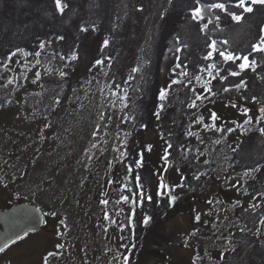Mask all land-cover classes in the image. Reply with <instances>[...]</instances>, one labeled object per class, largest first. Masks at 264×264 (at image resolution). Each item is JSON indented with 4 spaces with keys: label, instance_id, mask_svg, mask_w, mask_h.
I'll use <instances>...</instances> for the list:
<instances>
[{
    "label": "trees",
    "instance_id": "obj_1",
    "mask_svg": "<svg viewBox=\"0 0 264 264\" xmlns=\"http://www.w3.org/2000/svg\"><path fill=\"white\" fill-rule=\"evenodd\" d=\"M225 2L231 5L234 0ZM62 3L67 5L63 14L56 10L55 0H0V62L18 61L22 66L26 64L22 58L23 53L27 54L29 60L37 57L36 52L40 53L39 58L53 53L58 59L60 56V73H65L67 80V83L63 84L66 102L72 104L81 100L78 99L81 94H84L86 101L92 92L101 93L104 103V123L101 131H105L104 128L109 125L107 135L116 134L112 124L118 120L121 124L119 133L127 134L126 142L122 146L126 157L117 166L118 185L126 186V193L135 198L136 193L141 191L136 182V177H140L142 190L152 197L150 201L145 200L137 205L134 225L130 222L134 207L132 203L127 205L128 264H168L166 253L160 246L185 245L188 241L181 234L169 233L166 223L178 214L193 213L194 203L191 202L190 196L194 194L195 188H192L191 182L197 173V167L192 165L190 160L191 164L189 161L183 162L181 172L184 179L182 184L171 192L177 200L170 206L168 196L160 194L161 178L157 168L151 162H141L142 149L146 146L145 136L149 128L158 129L162 138L172 145L167 150L166 162L171 165L174 158L181 157L182 150L195 145L199 136L197 132H208V128L202 125L204 119L197 131L192 132L194 135L188 136L187 132H191L185 127L188 115L181 113L178 104L170 103L169 97L174 93L184 95L180 90L189 80L194 82L188 84V87L192 88L211 79L207 72L201 69L213 62L223 69L239 71L231 62L223 64L217 54H214L215 60L203 59L210 50L206 46L209 38L217 40L221 50L226 49L236 55H248L250 60H257V67L255 72L245 70L237 77L228 76L224 81L218 76L210 85L215 95L209 93L203 100H198L197 107L223 94L224 88H235L234 85L241 80L246 84V87L239 90L243 97L252 100V97L264 96V54H254L250 47L252 43L257 42L261 29L264 28V7L253 6L254 11L250 14L243 13L245 19L239 24L231 21L225 14L217 12L215 14L221 16L220 28L223 31L210 24L205 34L200 32L199 24L190 18L195 0H171V3L169 0H62ZM232 10L240 11L235 8ZM207 18L208 16L204 21H200V24L206 23ZM82 28L87 31H81ZM171 37L176 38L181 48L178 52V63L183 67H174L170 71L168 77L171 84L168 90L171 92L169 97L167 95V98L161 101L159 93L162 64ZM105 40L109 42L106 47ZM223 40H227L228 44L219 43ZM41 44L45 45L43 49L40 48ZM13 53L15 55H12ZM74 53L77 59L72 60ZM97 60H102L103 64L97 65ZM133 68H140V71L132 72ZM182 71H187L189 75H177ZM220 75L227 76V71H221ZM130 76L132 79H129ZM195 76H200L201 82L197 81ZM175 79L182 83L172 84ZM125 90L129 98L128 107L123 108L121 104L116 107L112 101H115L117 96L112 93L123 94ZM21 92L25 93L23 89L16 91L18 100ZM161 104L164 105L163 110L160 108ZM189 109L195 111V108ZM157 112H160L159 119L155 115ZM129 114L132 119L122 121V117ZM226 126L237 127L234 121H229ZM261 127H264V121L248 128L239 143L230 147L231 165L237 175L235 181H240L242 190L255 197L258 207L251 209L248 207L250 204L246 202L235 209L234 217L229 218L230 223L223 233L230 240V243H226L229 248L222 250V260L218 264H264V224L259 222L264 217V135L259 132ZM51 129L59 130L53 121L50 122L49 130ZM101 131L95 134L96 140L93 141L94 163L96 159L98 162L99 159L105 158L101 156V152L104 154L107 139L109 140V137L106 139L101 135ZM257 167L259 171L244 175L246 171ZM93 172L91 168V178ZM195 193L198 195L197 191ZM25 199L32 201L29 197ZM25 199L9 200L6 207L26 201ZM39 205L46 214L53 213V210L46 208L44 204ZM145 217L149 218L147 224L144 223ZM203 222L199 221L197 225L208 229L204 233H213L216 228ZM241 228L246 230L241 232ZM215 238L218 239V236ZM217 241L225 245L220 238ZM197 250L195 262L190 264H203L199 262V258L207 256L206 247L199 244Z\"/></svg>",
    "mask_w": 264,
    "mask_h": 264
},
{
    "label": "rangeland",
    "instance_id": "obj_2",
    "mask_svg": "<svg viewBox=\"0 0 264 264\" xmlns=\"http://www.w3.org/2000/svg\"><path fill=\"white\" fill-rule=\"evenodd\" d=\"M168 41L160 89L167 90L169 97L171 80L168 76L178 63L176 48L179 45L175 37ZM22 58L26 62L22 66L18 61L0 62V208H6L9 200L29 197L31 202L42 203L55 213L46 214L41 230L30 232L0 253V264H43V258L49 252L58 253L49 258V264H125L124 258L129 256L126 255V208L135 198L126 193V186L118 185L117 166L126 157L122 147L126 135L119 133L121 124L113 120L116 123L112 126L117 132L112 136L107 135L109 125L101 131L104 103L99 92H92L86 101L81 94L78 98L81 100L72 104L66 102L63 84L67 80L60 77V56L58 59L56 54L50 53L29 60L23 53ZM9 80L12 83H8ZM21 89L25 93L21 92L18 100L16 91ZM180 91L185 94L174 93L169 102L178 104L182 114L187 113L185 127L195 132L204 119L203 126L214 124L216 127L208 128L205 133L197 132L195 145L182 150L181 157L174 158L171 165L163 159L168 142L157 128H149L141 162H151L163 182L173 190L183 182L184 161L190 160L197 167L191 182L195 188L190 196L194 203L193 213L178 214L166 223L169 233L185 236L188 243L164 244L160 248L165 251L168 264H190L195 262L199 244H203L207 256L199 258V262L218 264L222 260V250L229 248L226 243L230 240L223 233L234 217L235 209L246 202H256L253 195L242 190L239 180L236 183L237 175L232 169L229 152L248 128L258 125L255 120L260 115L259 108L264 106V96L253 101L231 88L205 105L195 107L192 112L189 104L195 97L205 98L209 93L203 84L182 87ZM233 104L236 107H232ZM119 105L116 97L115 106ZM244 108L250 109L251 125L244 124L248 118L243 114ZM212 113L217 114L215 121L206 119L211 118ZM51 121L59 130H49ZM229 121H234L237 127L226 128ZM100 131L109 140L106 138L105 155L101 152L105 158H98L94 163L93 141ZM217 140L220 143H215ZM91 168L94 171L92 178ZM162 191L160 189V194ZM122 195L130 197L129 203L116 204ZM102 200L109 203L104 205ZM237 202L239 205L234 207ZM132 206L130 222L134 225L137 205L132 203ZM105 211L109 213L108 220L104 219ZM197 213L200 221L216 228L213 233L206 234L204 231L208 229L197 225L194 219ZM193 232L195 236L191 235ZM219 238L225 245L217 241ZM58 244L63 248H57Z\"/></svg>",
    "mask_w": 264,
    "mask_h": 264
},
{
    "label": "snow or ice",
    "instance_id": "obj_3",
    "mask_svg": "<svg viewBox=\"0 0 264 264\" xmlns=\"http://www.w3.org/2000/svg\"><path fill=\"white\" fill-rule=\"evenodd\" d=\"M169 3H171V0H169ZM259 5L261 7H264V0H234V3H232L231 5L229 3H226L225 0H215V2H208V0H204V2H202V0H195V6L191 9V15L190 18L193 21H196L199 24V30L201 33H207V30L209 28L210 24H214L215 28L217 30L223 31V29L220 28V20H221V16L219 14H215L217 12L219 13H223L226 16L231 18V21L239 24L241 23L244 19L245 16L243 15V13H247L250 14L254 11V7ZM67 7L66 4L62 3V0H55V8L58 12H60L61 14H63L64 9ZM233 8L240 10L238 11H234L232 10ZM142 10V9H139ZM206 15L208 16L207 18V22L206 23H202L200 24V21H204L206 18ZM214 16V19H213ZM81 31H87L86 28H82ZM59 39H63V37H59ZM108 40L104 41V46L106 47L108 45ZM220 44H224L227 45L228 41L227 40H223L219 42ZM207 48L210 49L206 55L203 57V59L205 60H215L214 54H217L220 58L223 64H228L229 62H231L232 64H235L236 67L239 69V71H234V70H228V69H223L221 66H219L217 63L213 62L211 64H208L205 66V68L201 69V71H205L207 72L208 76L211 78L209 80H206L203 84V88L206 92L211 93L213 95H215V93L212 92V88L210 87L212 80H215L218 76L220 77L221 81H224L228 78V76H232V77H237L240 75L241 72H244L245 70H251L253 72L256 71V67H257V60L255 59H251L249 58L248 55H236L234 52L228 51V50H221L218 47V41L215 39H211L209 38V41L206 44ZM45 45L41 44L40 48H44ZM186 47V46H185ZM251 52L256 54H264V28L261 29V34L258 37L257 42L252 43L251 44ZM18 51H22L19 50ZM177 52L181 51V48L177 47L176 48ZM12 55H15V53H13ZM35 56L39 57L40 53L36 52ZM61 59H63V57H61ZM72 60L77 59V56L75 55V53L71 56ZM237 61H240L239 63H237ZM37 63H39V60H37ZM97 65L103 64L102 60H97L95 62ZM176 68H182L183 66L179 63H177L175 65ZM140 68H133L132 72H139ZM221 71H227V76H221L220 73ZM60 75L63 77L65 75V73L61 72ZM177 75L179 76H184L187 77L189 74L187 71H182L180 73H178ZM197 81H200L202 78L200 76H195L194 77ZM129 79H132V77L130 76ZM8 83H12L11 80L8 81ZM182 83V81H180L179 79H175L172 81V84H179ZM188 84H191V80L188 81ZM188 84H185L184 87H188ZM119 87V86H117ZM234 87L237 90H240L241 88L246 87L245 81L241 80L239 83L235 84ZM225 92L229 91L228 88H224L223 89ZM193 92H195V89H192ZM113 96H117L119 98V102L122 105L123 108H127L128 107V94H127V90L124 91L123 94L117 93V92H113L112 93ZM168 92L165 89L160 90L159 93V99L161 101H164L167 98ZM204 97L197 95L195 97V99L189 104V107L195 108L197 107L196 104V100H203ZM253 101L256 100V97H252ZM113 105H115V101H112ZM164 105L161 104L160 108L161 110H163ZM232 107H236L235 104L232 105ZM250 109L248 108H244L243 109V114L245 116H247L248 118L244 121V124L247 125H251L253 123V119L251 116H248ZM259 113L260 115L258 117H256L255 122L257 124L261 123V121H264V106H261L259 108ZM157 119H159L160 117V112L155 113ZM217 114L216 113H212L211 114V119L212 120H216ZM101 119H103V114L101 115ZM132 116L131 114L122 117V121L125 120H131ZM198 120L202 121V118H198ZM206 128H215L216 126L213 125H205ZM241 127H243V125H241ZM217 131H221V129H216ZM228 131H232V129H228ZM259 132L261 135H264V127L259 128ZM95 134V133H94ZM127 135V134H126ZM188 136H192L194 135V133L192 132H187ZM199 138V137H198ZM215 143H220L219 140L215 141ZM95 146V145H94ZM172 145L168 144V148H171ZM121 156L124 155L123 152L120 153ZM186 158V157H185ZM163 159H165V161L167 162V149H166V155L163 157ZM260 169L254 168L251 169L249 171H246L244 173L245 176L250 175L251 172H257ZM129 171H131V169H129ZM136 182H137V187L141 189V191H139L138 193H136V197L135 199L132 200L133 204L139 205L142 204L145 200L150 201L152 199L151 196H148L142 189H143V184L141 182V178L140 177H136ZM159 188L161 190H164L161 192L162 195H167L168 196V203L170 206L174 205L177 197L175 195H171V192L173 191L172 188L169 187V185L165 184L163 182V180L161 179L160 184H159ZM130 191V190H129ZM130 201V197L126 196V195H122L120 196V198L118 200L115 201L116 204H121V203H129ZM102 204L107 205L109 203L108 200H102L101 201ZM239 202H237L235 206H238ZM251 209H255L258 207V205L256 204H250L248 206ZM247 210V209H245ZM120 211H123V209H120ZM104 219L108 220L110 219L109 213L107 211H105L104 213ZM148 219L147 217H145L144 219V223L147 224L148 223ZM195 221L199 222L200 221V214L197 213L196 216L194 217ZM261 224H264V217H262L259 221ZM246 229L245 228H241L240 231L244 232ZM257 232H259V230H257ZM27 233H25L26 235ZM195 232L191 233V235L195 236ZM17 237L19 239H23V237H20L19 234H17ZM13 243H16L15 240L12 241ZM7 247V242L5 243L4 246H0V252H4L5 248ZM57 248H63L62 244H58L56 245ZM233 251L235 249H232ZM58 255V253L56 252H49L44 258H43V264H49V258H54ZM125 264H128V258L125 257Z\"/></svg>",
    "mask_w": 264,
    "mask_h": 264
},
{
    "label": "water",
    "instance_id": "obj_4",
    "mask_svg": "<svg viewBox=\"0 0 264 264\" xmlns=\"http://www.w3.org/2000/svg\"><path fill=\"white\" fill-rule=\"evenodd\" d=\"M45 222V210L31 201H22L0 208V246H4L7 242L6 248L10 247L14 244L13 240L16 242L20 240L17 234L25 237L32 231H39L45 226Z\"/></svg>",
    "mask_w": 264,
    "mask_h": 264
},
{
    "label": "bare ground",
    "instance_id": "obj_5",
    "mask_svg": "<svg viewBox=\"0 0 264 264\" xmlns=\"http://www.w3.org/2000/svg\"><path fill=\"white\" fill-rule=\"evenodd\" d=\"M4 5V4H3ZM4 7V6H3ZM20 8V7H19ZM84 15V14H83ZM28 16V15H27Z\"/></svg>",
    "mask_w": 264,
    "mask_h": 264
}]
</instances>
